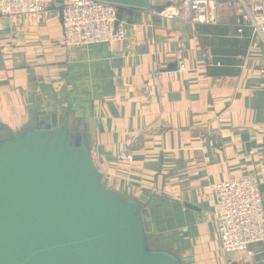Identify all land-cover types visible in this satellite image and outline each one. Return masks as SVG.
<instances>
[{
	"label": "crops",
	"instance_id": "crops-1",
	"mask_svg": "<svg viewBox=\"0 0 264 264\" xmlns=\"http://www.w3.org/2000/svg\"><path fill=\"white\" fill-rule=\"evenodd\" d=\"M211 1L208 23L191 21L190 0L123 7L122 41L78 48L63 40L68 0L0 11L1 135L67 124L108 186L143 206L151 249L181 264H264V242L226 252L216 222L219 183L256 175L264 201V35L246 8L264 0Z\"/></svg>",
	"mask_w": 264,
	"mask_h": 264
},
{
	"label": "water",
	"instance_id": "water-1",
	"mask_svg": "<svg viewBox=\"0 0 264 264\" xmlns=\"http://www.w3.org/2000/svg\"><path fill=\"white\" fill-rule=\"evenodd\" d=\"M100 1L150 7V0ZM4 130L0 264H181L149 247L143 206L108 186L81 133L48 118L6 138Z\"/></svg>",
	"mask_w": 264,
	"mask_h": 264
},
{
	"label": "built area",
	"instance_id": "built-area-1",
	"mask_svg": "<svg viewBox=\"0 0 264 264\" xmlns=\"http://www.w3.org/2000/svg\"><path fill=\"white\" fill-rule=\"evenodd\" d=\"M49 1L0 0V11L8 16L37 15L46 10ZM188 7L193 23L213 20L211 0H190ZM122 8L100 0H68L59 12L65 45L78 48L122 41L126 36L125 24L119 18ZM246 8L254 33L264 35L263 5L257 3L252 10ZM161 13L167 17L174 15L170 8ZM216 187V222L222 249L247 251L251 245L264 242V201L259 178L247 175L226 180Z\"/></svg>",
	"mask_w": 264,
	"mask_h": 264
}]
</instances>
